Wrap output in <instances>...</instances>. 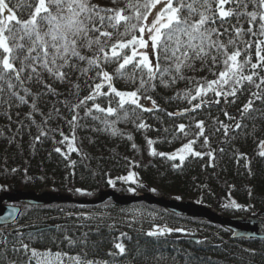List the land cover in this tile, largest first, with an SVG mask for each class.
Wrapping results in <instances>:
<instances>
[{"label":"trees","instance_id":"obj_1","mask_svg":"<svg viewBox=\"0 0 264 264\" xmlns=\"http://www.w3.org/2000/svg\"><path fill=\"white\" fill-rule=\"evenodd\" d=\"M8 2L12 7L18 0ZM93 3L101 7H122L124 0H119L116 5L112 0H93ZM17 14L22 19L27 18L26 14L21 15L19 9ZM114 68L115 65H112L106 70L111 74ZM126 71L130 73L132 66L129 65ZM76 75L72 76L73 81L76 80ZM186 76L212 78L207 71L189 72ZM80 83L79 98H83L87 95L88 88L83 81ZM157 84L154 91L147 89L144 93L156 101L157 107H153L152 101L142 96V104L151 111L136 109V115L128 120L120 119L114 124L105 125L101 123V119L105 118L104 114L93 110V114L100 117L93 120L91 116L85 117L83 110H79L82 119L79 120L80 126L75 128V139L72 127L68 124L71 113L58 103L65 97L73 104L78 102L76 97L69 96L68 84H55L61 95L42 99L40 108L45 116L53 104L61 112L60 116L53 115L47 125H43L48 135L41 137L38 142L34 137L38 135L37 125L42 120L40 115L35 117L37 124H30L25 119L28 106L20 105L10 110L12 120L9 121L0 108V195L14 191L37 194L48 192L67 195L73 199L92 200L102 191L113 190L128 196L141 191L178 202L200 204L226 218L264 219V157L258 155L260 141L264 140V118H259L258 113L251 114L257 116L256 119L241 118L239 112L247 102L249 93L239 95L235 104L222 102L219 105H203L191 112L185 109H190L197 101L190 105L187 100L177 98L178 93L183 96L184 91L192 87L186 80L169 87ZM113 85L118 90L132 88L126 79L116 78ZM106 100L105 97H99L96 102L106 107ZM88 104L91 106L92 102L89 101ZM256 107L264 109L259 101L256 102ZM224 111L242 124L241 129L230 128L227 137L224 136L223 129L216 131L219 124L214 122L219 120L225 124L233 123L223 115ZM17 112L20 113L19 117L16 116ZM168 113L180 115L169 116ZM106 118L110 122L117 120L116 116ZM18 120L22 123H18ZM200 120L205 122V133L198 137L199 130L195 125ZM140 123L147 127L139 128ZM180 124L186 126L187 136L179 131ZM61 131L68 140L60 135ZM129 136L131 139H128ZM205 137L209 141L207 145L203 143ZM192 139H196L193 149L201 152V157L185 154L183 162L179 157L176 160L167 158ZM62 140L64 142L60 143ZM148 140L153 141L151 146ZM69 145L76 151H71ZM57 147L61 149L60 152L55 151ZM153 149L166 155L152 156L150 153ZM209 152L212 156L207 155ZM130 174H134L131 179H123ZM132 179L137 185L130 181ZM109 180L114 184H109ZM232 201L241 207H224ZM19 206L22 212L17 222L0 228V242L7 239L6 247L0 243V264H37V258L29 261L30 253L25 255L23 250L19 253L13 251V247H20L19 241L40 253H66L63 257L65 264H68L69 256H84L85 253L87 259L101 264H264V241L234 242L230 240V232L222 227L203 220L178 217L146 204L129 207H139L160 214L166 222L162 223L170 228L197 227L202 230L198 231L195 238L179 234L149 236L147 233L152 228L146 224H109L101 221L87 223L79 216L83 212L127 208L118 207L112 201L93 207L75 204ZM31 211L39 212L40 225L29 229H15L19 224L29 222L26 220ZM50 226L55 228L35 234L28 233L33 229ZM66 236L74 243H69ZM115 242L125 245V255H109V252L118 251L113 247Z\"/></svg>","mask_w":264,"mask_h":264},{"label":"snow or ice","instance_id":"obj_2","mask_svg":"<svg viewBox=\"0 0 264 264\" xmlns=\"http://www.w3.org/2000/svg\"><path fill=\"white\" fill-rule=\"evenodd\" d=\"M112 3L116 5L119 0ZM17 9L27 18H20ZM143 49L147 51H141ZM112 65L115 68L110 74L106 69ZM129 65L132 66L130 73L126 71ZM204 71L212 78L186 76L189 72ZM74 74H77L75 81L72 80ZM116 78L128 80L132 88L118 90L113 85ZM182 80L192 87L186 89L183 96L178 93L177 98L187 100L190 105L197 101L185 111L195 112L203 105L222 102L235 104L239 95L248 92L247 102L239 109L241 118H258L251 115L253 113L264 118V109L256 107L257 101L264 105V0H124L122 7H101L93 0H18L10 7L8 0H0V108L9 121L12 120L10 110L20 105L28 106L25 119L30 124H37L35 117L40 115L38 135L34 137L37 142L48 135L43 125H47L53 115L60 116L61 109L55 104L47 116L40 108L44 97L61 95L55 84H68L69 96L78 99L75 104L68 97L58 101L71 113L68 124L75 139V128L82 119L79 110L93 120L100 119L93 110L104 114L101 123L105 125L128 120L136 115V109L151 111L142 104V96L157 107L151 96L144 95L147 89L154 91L157 82L169 87ZM80 81L88 88L83 98H79ZM99 97L107 98L106 107L96 102ZM223 115L233 123L215 120L219 124L216 131L223 129L227 137L230 128H242L236 117L227 111ZM112 116L117 120L110 122L106 118ZM138 127L147 126L140 123ZM185 127L178 125L179 131L187 136ZM195 127L199 130L197 136H204L205 122L197 121ZM113 132L115 134V129ZM60 135L68 140L62 131ZM203 143H209L207 137ZM148 144L151 146L153 141L148 140ZM195 144L196 139H192L167 158L179 157L183 162L185 154L201 157L203 154L193 149ZM259 148L258 155L264 157V140L260 141ZM55 151L61 149L57 147ZM150 155L166 154L153 149ZM207 155L212 156V153ZM132 175L123 179H131ZM108 183L114 184L112 180ZM224 207L239 209L241 206L232 201ZM173 231L184 230L164 226L147 235L163 236ZM65 239L69 240L67 236ZM0 243L6 247L7 239ZM19 243L20 247H13V251L30 253L29 261L37 258V264H65L66 253H40L23 241ZM69 243L74 242L69 240ZM113 247L118 251L109 255L126 254L123 243L115 242ZM86 257V253L69 256L68 264H101Z\"/></svg>","mask_w":264,"mask_h":264},{"label":"water","instance_id":"obj_3","mask_svg":"<svg viewBox=\"0 0 264 264\" xmlns=\"http://www.w3.org/2000/svg\"><path fill=\"white\" fill-rule=\"evenodd\" d=\"M107 201H112L118 207L146 204L150 207L164 209L178 217L203 220L206 223L222 227L229 231L231 241H264V219L262 218H226L200 204L178 202L164 197H156L150 193L141 191L129 196L120 195L113 190L102 191L92 200L73 199L67 195H56L48 192L41 194L24 191L3 193L0 195V228L11 226L19 219L22 209L17 206L18 204H25L32 207L52 206L55 204H75L93 207L102 205ZM9 213H12V215L9 216ZM54 228V226H50L33 229L28 231V233L35 234Z\"/></svg>","mask_w":264,"mask_h":264},{"label":"rangeland","instance_id":"obj_4","mask_svg":"<svg viewBox=\"0 0 264 264\" xmlns=\"http://www.w3.org/2000/svg\"><path fill=\"white\" fill-rule=\"evenodd\" d=\"M151 19V17H149ZM141 51H147L146 49H143ZM132 183H134V179L130 180ZM137 185V183L135 182ZM79 214V213H78ZM80 217L84 219L87 223H95V222H109V224H126V225H138V224H146L150 228H152L151 231L156 230L159 227H164L166 223L163 216L160 214L154 213L147 209H142L139 207H127L123 208L122 210H104V211H97V212H83L79 214ZM85 217H89L88 219H85ZM39 212L31 211L27 215V220L29 222L22 223L21 225L17 226L15 229H29L34 228L38 225H40L39 221ZM51 219V218H50ZM48 219V220H50ZM46 220V221H48ZM176 229V228H173Z\"/></svg>","mask_w":264,"mask_h":264}]
</instances>
